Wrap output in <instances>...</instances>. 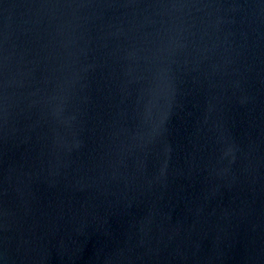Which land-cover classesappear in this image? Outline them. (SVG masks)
Wrapping results in <instances>:
<instances>
[{
    "label": "water",
    "instance_id": "water-1",
    "mask_svg": "<svg viewBox=\"0 0 264 264\" xmlns=\"http://www.w3.org/2000/svg\"><path fill=\"white\" fill-rule=\"evenodd\" d=\"M0 264H264V0H0Z\"/></svg>",
    "mask_w": 264,
    "mask_h": 264
}]
</instances>
